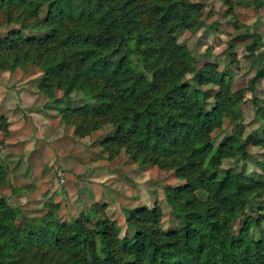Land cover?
<instances>
[{"label": "trees", "instance_id": "16d2710c", "mask_svg": "<svg viewBox=\"0 0 264 264\" xmlns=\"http://www.w3.org/2000/svg\"><path fill=\"white\" fill-rule=\"evenodd\" d=\"M202 12L194 0H0V26L12 27L0 35V70L36 67L40 92L77 137L111 125L101 144L110 160L124 151L184 182L166 191L181 219L169 231L157 206L128 212L122 234L97 208L96 219L66 221L56 203L27 216L0 198V264H264V175L223 167L249 153L244 97L228 70L211 62L198 68L179 41ZM260 43L256 33L229 40L232 54L242 48L263 66L252 93L264 79ZM75 92L94 104L74 109ZM253 100L264 121V99ZM226 122L232 133L217 144Z\"/></svg>", "mask_w": 264, "mask_h": 264}, {"label": "rangeland", "instance_id": "374dc122", "mask_svg": "<svg viewBox=\"0 0 264 264\" xmlns=\"http://www.w3.org/2000/svg\"><path fill=\"white\" fill-rule=\"evenodd\" d=\"M194 1L201 4L203 12L180 35V43L189 48L198 68L211 62L228 70L235 90L244 97L242 122L250 138L249 153L224 161L223 167L264 175V145L255 144L264 139V121L257 117L253 100L255 96L264 99V79L255 83V93L250 91V80L263 66L258 59L247 58L242 48L235 54L229 50V40L235 35L256 33L261 37L257 53L264 55V0ZM11 28L0 26V35ZM41 80L42 73L36 67L0 70V198L20 207L27 216L43 215L48 204L56 203L66 221L83 215L96 219L91 210L97 208L98 213L114 220L122 234L129 233L128 212L157 206L164 213L162 228H178L181 219L173 213L166 193L184 185L177 174L135 163L124 151L110 160L101 144L114 133L113 126L77 137L75 128L62 122L56 105L40 92ZM88 104L94 102L80 92L71 95L74 109ZM213 106L211 100L208 108ZM231 133L232 125L226 122L215 135L216 143ZM245 218L234 224L236 233ZM259 231L253 230L251 236L258 239Z\"/></svg>", "mask_w": 264, "mask_h": 264}]
</instances>
